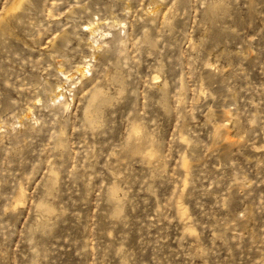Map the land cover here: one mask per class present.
Returning <instances> with one entry per match:
<instances>
[{
  "label": "rangeland",
  "instance_id": "1",
  "mask_svg": "<svg viewBox=\"0 0 264 264\" xmlns=\"http://www.w3.org/2000/svg\"><path fill=\"white\" fill-rule=\"evenodd\" d=\"M0 264H264V0H0Z\"/></svg>",
  "mask_w": 264,
  "mask_h": 264
}]
</instances>
